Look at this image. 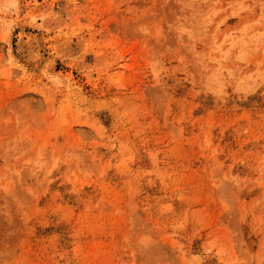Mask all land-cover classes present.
Masks as SVG:
<instances>
[{
	"label": "rangeland",
	"instance_id": "374dc122",
	"mask_svg": "<svg viewBox=\"0 0 264 264\" xmlns=\"http://www.w3.org/2000/svg\"><path fill=\"white\" fill-rule=\"evenodd\" d=\"M0 264H264V0H0Z\"/></svg>",
	"mask_w": 264,
	"mask_h": 264
},
{
	"label": "bare ground",
	"instance_id": "6f19581e",
	"mask_svg": "<svg viewBox=\"0 0 264 264\" xmlns=\"http://www.w3.org/2000/svg\"><path fill=\"white\" fill-rule=\"evenodd\" d=\"M28 42H29V41H27V42H25V43H27V44H28ZM29 44H30V43H29ZM22 45H23V44H22ZM25 45H26V44H24V47H25ZM30 45H31V44H30ZM30 45H29V47H30ZM27 46H28V45H26V47H27ZM32 47H33V46H32ZM31 49H32V48H31ZM29 51H31V52H32L33 50H30V49H29ZM31 52L29 53V55L31 54ZM35 54H36V52H33V55H31V57H32V56L34 57V56H35ZM35 57H36V56H35Z\"/></svg>",
	"mask_w": 264,
	"mask_h": 264
}]
</instances>
